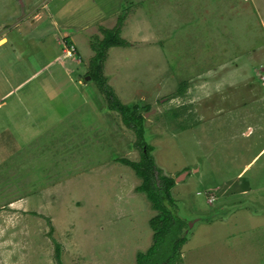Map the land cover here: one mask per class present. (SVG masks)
I'll use <instances>...</instances> for the list:
<instances>
[{
  "label": "rangeland",
  "instance_id": "374dc122",
  "mask_svg": "<svg viewBox=\"0 0 264 264\" xmlns=\"http://www.w3.org/2000/svg\"><path fill=\"white\" fill-rule=\"evenodd\" d=\"M47 3L58 27H0V264H137L142 155L175 182V264H264V0Z\"/></svg>",
  "mask_w": 264,
  "mask_h": 264
},
{
  "label": "trees",
  "instance_id": "16d2710c",
  "mask_svg": "<svg viewBox=\"0 0 264 264\" xmlns=\"http://www.w3.org/2000/svg\"><path fill=\"white\" fill-rule=\"evenodd\" d=\"M117 30L114 31L115 33L111 30L104 31L105 38L108 36V43L106 44L108 47L127 45V42L121 39ZM112 33L114 35L110 37ZM98 52L101 51L97 50L96 53ZM104 54V52L101 53V55ZM95 79L98 80V78ZM184 90L185 87L182 85L179 92L183 93ZM174 115L177 116L178 114L175 112ZM126 122L129 123V120L127 119ZM142 158L139 163L127 160H124V162L128 163L136 174L142 178L143 182L139 189L146 192L154 208L157 209L158 215L151 220V225L155 229V244L147 254L139 253L137 264H175V258H177L175 256L176 241L180 238L184 226H186V223L168 206L173 200L170 189L175 182L173 178L165 177L161 172H159L160 175L156 176V179V166L153 158L148 155H142ZM159 184H163V187L161 188ZM182 241L185 240L182 239Z\"/></svg>",
  "mask_w": 264,
  "mask_h": 264
},
{
  "label": "crops",
  "instance_id": "0c3cea01",
  "mask_svg": "<svg viewBox=\"0 0 264 264\" xmlns=\"http://www.w3.org/2000/svg\"><path fill=\"white\" fill-rule=\"evenodd\" d=\"M16 7L12 8V14H6V17H1L5 23L0 22V27H11L15 29H21L22 27H29V34L27 35L26 39H34L33 35L35 32H40L43 28L44 30L48 27H58L57 22L54 20V16H50L46 9L48 7L47 3L51 0H16ZM29 1V2H28ZM31 1V3H30ZM18 10L21 12L18 14ZM54 22V23H53ZM56 23V24H55ZM25 25V26H24ZM32 36V37H31ZM25 37H21V41L24 40ZM45 38V37H44ZM69 40V39H68ZM0 43L2 44L0 47H4L10 42L8 35L5 33L2 34L0 38ZM4 41V42H3ZM55 60L48 62L44 69L47 66H50ZM18 87H16L17 89Z\"/></svg>",
  "mask_w": 264,
  "mask_h": 264
}]
</instances>
